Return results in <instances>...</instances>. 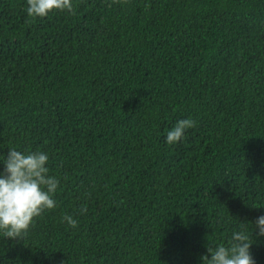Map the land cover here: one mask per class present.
Returning a JSON list of instances; mask_svg holds the SVG:
<instances>
[{"label":"trees","instance_id":"obj_1","mask_svg":"<svg viewBox=\"0 0 264 264\" xmlns=\"http://www.w3.org/2000/svg\"><path fill=\"white\" fill-rule=\"evenodd\" d=\"M73 2L0 0V157L42 150L60 180L0 264H199L264 215V0Z\"/></svg>","mask_w":264,"mask_h":264},{"label":"clouds","instance_id":"obj_2","mask_svg":"<svg viewBox=\"0 0 264 264\" xmlns=\"http://www.w3.org/2000/svg\"><path fill=\"white\" fill-rule=\"evenodd\" d=\"M26 2L27 15L32 18H44L53 11H75L73 0ZM195 127L196 121L191 118L177 121L167 130L166 143L181 142L186 132ZM49 160L48 153L42 150H18L15 147L0 157L3 165L0 171V235L16 239L27 233L42 213L58 206L54 197L60 180L50 174ZM86 211V208L81 209V213ZM63 220L72 228L78 226V221L71 215L66 214ZM240 224L242 226L231 232L226 243H208L205 254L199 257V264H256L251 249L256 238L264 237V215Z\"/></svg>","mask_w":264,"mask_h":264}]
</instances>
